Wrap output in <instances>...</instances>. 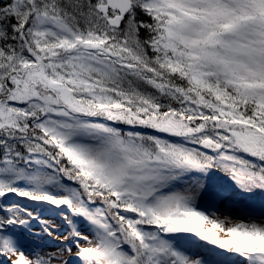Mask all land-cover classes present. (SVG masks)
I'll return each mask as SVG.
<instances>
[{"label": "snow or ice", "instance_id": "obj_1", "mask_svg": "<svg viewBox=\"0 0 264 264\" xmlns=\"http://www.w3.org/2000/svg\"><path fill=\"white\" fill-rule=\"evenodd\" d=\"M0 264H264V0H0Z\"/></svg>", "mask_w": 264, "mask_h": 264}, {"label": "rangeland", "instance_id": "obj_2", "mask_svg": "<svg viewBox=\"0 0 264 264\" xmlns=\"http://www.w3.org/2000/svg\"><path fill=\"white\" fill-rule=\"evenodd\" d=\"M45 216H50L51 213H49L48 211H44L43 213ZM56 223L59 225V220L56 221ZM51 250L55 251V248L53 246H50Z\"/></svg>", "mask_w": 264, "mask_h": 264}]
</instances>
